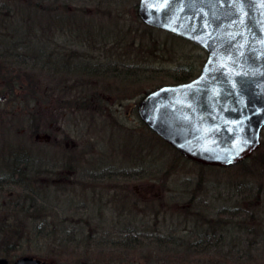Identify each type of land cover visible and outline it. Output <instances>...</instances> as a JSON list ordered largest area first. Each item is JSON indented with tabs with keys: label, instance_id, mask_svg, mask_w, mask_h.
I'll return each mask as SVG.
<instances>
[{
	"label": "rangeland",
	"instance_id": "obj_1",
	"mask_svg": "<svg viewBox=\"0 0 264 264\" xmlns=\"http://www.w3.org/2000/svg\"><path fill=\"white\" fill-rule=\"evenodd\" d=\"M81 1L75 4L94 17L99 0H85L88 5ZM122 2L118 12L128 14L125 21L130 23L138 0ZM23 3H9L13 13L5 24L13 30L0 28V51L9 57L3 60L7 63L0 62L2 67L15 71L21 67L12 74H19L18 78L0 71V254L10 251L15 258L32 256L52 264H264V138L237 165L203 166L163 143L133 108L143 91L173 84L172 76L181 73L180 64L198 66L197 75L206 58L204 50L156 28L151 32L134 28L138 40L129 47H113L106 40L105 46H99L102 54H124L130 80L107 77L98 87L104 100L83 103L76 96L91 87H83L87 79H78L77 72L53 80L45 70L30 71V63L29 69L22 68L29 62L25 56L15 57L24 54L14 49L17 45L35 44L25 30L45 27L38 13L21 11L26 7ZM98 8L104 12L94 23L110 29L115 12ZM52 29L45 50L58 52L72 37H60L59 32L54 37L58 28ZM17 60L21 66L10 62ZM7 80L13 93L7 91ZM44 134L51 139H35ZM56 138L62 141L59 149ZM52 163L63 166L57 185L44 180L49 176L44 166ZM103 168L139 173L130 172L126 180L110 179L99 176ZM93 170L94 179L89 176ZM9 179L22 188L6 185ZM99 201L110 204L103 213L105 221H99ZM117 202L125 206L121 221H113L117 219L113 211L119 209L111 208V203ZM136 203L140 211L133 208ZM259 216L261 221L257 219L254 227ZM196 217L214 229L195 224ZM123 224L131 225L135 234H117L115 229L124 228ZM199 235L206 244L203 252L190 246Z\"/></svg>",
	"mask_w": 264,
	"mask_h": 264
},
{
	"label": "water",
	"instance_id": "obj_2",
	"mask_svg": "<svg viewBox=\"0 0 264 264\" xmlns=\"http://www.w3.org/2000/svg\"><path fill=\"white\" fill-rule=\"evenodd\" d=\"M136 13L206 52L195 77L142 96V122L203 166L225 168L251 156L264 128V0H138ZM15 264L45 263L24 256Z\"/></svg>",
	"mask_w": 264,
	"mask_h": 264
},
{
	"label": "trees",
	"instance_id": "obj_3",
	"mask_svg": "<svg viewBox=\"0 0 264 264\" xmlns=\"http://www.w3.org/2000/svg\"><path fill=\"white\" fill-rule=\"evenodd\" d=\"M84 1L85 0H82L81 2L83 3ZM121 3H123L122 0H99V1L95 2V4H94L95 7H97L94 9V11H95V13L93 14L94 17L91 16L92 13L86 14L87 12L85 11V9L80 8L79 9V16L76 19H74L75 22L74 21L73 22H67L68 24L65 26L56 27V28H58V30L53 34L54 37L58 32L60 34V37H62V35L72 37V40L69 43H67V45L65 44L66 46L64 45L65 47L63 46L62 50H59L62 52H59V51L56 52L55 51L56 52L55 53L54 50L51 52H50V50L46 51L47 45L45 43L46 42L45 38H47V32H49V30H53L52 26H49L47 28H44L43 26H41V28L39 27L38 30L36 28L33 29L34 27L31 29L25 30L26 36L27 35H29V37H30V35L34 36L31 39L35 44L31 45V43H30L29 45H26V44L25 45H17L14 49L15 50L22 49L24 54L23 53L15 54V57L16 56H25L23 58H25L26 61L29 60V62L27 65H24L22 68L29 69L27 67L30 63V65H31L30 71L33 72V71H44L45 70V72L53 80L55 77H57L56 75H59V77L60 76H62V77L68 76V75L76 76L75 72H77L78 79H81V78L87 79V81H86V83H84V85L81 82L83 87L86 88V86H90L91 90L88 92H83L80 90V92H78L76 98H79V100L83 101V103H85V102L89 103L91 101L102 102L104 100L102 93H104V92L101 91L100 88H98L99 84L102 83V81H105V79L107 77L114 78L115 80H121L123 82L128 83V81L130 80V76H129V74H127V71H126L127 69H125V68L127 67V65H130V64H127L128 60L126 61V59L122 58L124 54L119 55V56H116L115 54H111V55H109V57H107V54H105V55H104V53L102 54L99 46L100 45L105 46V44H107L108 41H111V43H109V44H112L111 46H113V47H115V45H118V44H120V45L122 44L123 47L125 45H127V47H129V46H132L133 44H135V41L138 40L137 35L133 31L134 28H138V29L141 28V30H144V31L147 30L148 32L149 31L151 32L154 29V28H151V27L143 24L140 21V19L138 18L137 14L135 13L136 11L133 13L134 17L131 18L130 23L125 21V19H126L125 17H128V14H126L125 12H122V13L118 12V10H119L118 8H120L119 6H122ZM85 5H88L87 2ZM124 5L126 6V4H124ZM100 6L106 7L107 13H111V12L114 13L115 12L114 16H116V17L112 21L113 24L111 25L110 29H106L107 27H103L101 25V23H94V21H93V19L94 20L96 19L97 15H99L101 12H104V11L99 10L98 7H100ZM133 8L135 10V6H133ZM126 9L128 10V8H126ZM33 14H35V13H33ZM38 14L40 15L39 11H38ZM87 16H89V17L86 18ZM28 18L29 17L24 18V19H26L25 22H27ZM28 22H30V20H28ZM33 23L36 24L38 22H33ZM74 23H76V25ZM0 28L1 29L2 28L3 29L8 28L9 30L11 29V31L13 30L11 27H0ZM38 31L41 32V36L39 34L37 35ZM132 32H133V34H132ZM37 38L40 39V41L42 43L38 44L37 43L38 40H36ZM58 38H59V35H58ZM140 38H142V36ZM106 40H107V42H106ZM119 41H120V43H118ZM121 41H123V42L128 41V43L125 44V43H122ZM91 44L92 45L95 44L93 50L89 49V46H91ZM27 49H28V51H27ZM47 52H48V54H47ZM111 52H113V51H111ZM92 53L94 55H92ZM61 55H62V57H61ZM10 56H14V55L12 54ZM110 56H113V58ZM8 58H9L8 54L6 55L4 52L0 51V62H6L3 60L8 59ZM10 60H14V58L10 59ZM10 62L12 64H14V63L18 64V65L22 64L21 62H18V60L16 62H13V61H10ZM111 63H114V64H111ZM2 65L3 64L0 63V67H1L0 71L3 74L6 73L5 77H17L18 78V76H20L19 74L12 75L15 70L14 69L11 70V68H8V67L3 68ZM47 65H48V67H47ZM70 67L72 69H69ZM79 67H80V70H79ZM118 67H122V68L118 70ZM132 67L133 66H131L129 68H132ZM18 68L20 69L21 67L18 66ZM84 68L86 69V71L84 70ZM19 69L16 70L15 72L16 73L20 72ZM198 69H199L198 66L191 68V67H187L185 65L180 64L177 67V71H179V72L181 71V73L178 75L172 76V80L174 82L173 84L186 82V81L190 80L191 78L196 76ZM109 72H111V73L108 74ZM119 72H121V74H118ZM71 76H70V78H71ZM59 77H58V79H59ZM8 82H10V80H7L5 82V83H7L6 84L7 91L9 93H13L14 86L12 84L9 85ZM34 82L36 83V81H34ZM66 82L67 81L65 80V83ZM87 84H89V85H87ZM32 86H35V84H33ZM148 92H150V91L145 90L142 92V94H146ZM121 98H122V96H121ZM260 133H261V137L263 139L264 138V128H263L262 132H260ZM15 174L16 173L12 174V176ZM16 182H17V184H16ZM5 183H6V185L7 184L12 185V187H15V186L21 187L18 184L19 183L18 181H14V180L12 181L11 179H9L8 181L6 180ZM27 197H30L31 199L34 198L33 196H28V195H27ZM260 218H261L260 216L256 217L254 227H256V225H258L256 222H257V219L259 220ZM259 221H261V220H259ZM254 227H252V228L255 229ZM241 228H242V226H241ZM257 231H262V230L260 229ZM255 234L258 235L257 233H255ZM261 237H263V235ZM151 243H152V241H151ZM190 246L192 247L193 245H190ZM237 246H238V248H240V244H238Z\"/></svg>",
	"mask_w": 264,
	"mask_h": 264
},
{
	"label": "flooded vegetation",
	"instance_id": "obj_4",
	"mask_svg": "<svg viewBox=\"0 0 264 264\" xmlns=\"http://www.w3.org/2000/svg\"><path fill=\"white\" fill-rule=\"evenodd\" d=\"M26 0H24V3L26 5L25 8H23L22 10L19 8V10L23 11L25 14H29L31 13H38L40 12V18L43 19V23H45V27L47 28L49 26L52 27H61L62 25L65 26L68 23L67 22H73L74 19H76L79 16V6H77L75 3V0H27V4L25 3ZM13 2V0H0V27H11V26H7L5 24V19L10 18V16L13 13V8L10 7V4ZM22 5V4H20ZM136 13V12H135ZM137 14V13H136ZM21 17L19 16V19ZM72 20V21H71ZM75 22V21H74ZM76 25V23H74ZM138 104V103H137ZM137 107V105H136ZM133 107V108H136ZM136 114L138 116L137 113V108H136ZM139 118V116H138ZM139 120L142 122V120L139 118ZM142 124H144L142 122ZM47 135V138H44L43 140H49L51 139V136L48 134H44ZM61 139H54V145L58 147V149L61 147ZM143 159V157H142ZM143 160H141V164H142ZM61 167L63 166H59V164H55L52 163L50 166L49 165H45L44 166V173L49 175V176H53V177H46L45 183H55V185H57L59 183V173H58V169H61ZM126 169H121V170H114V169H101V172H103V174L99 175L100 177H108L110 179H114L115 176L118 178H124V180L127 179L128 175L130 172H133L134 174L139 173V171H136L135 169L132 171L126 170ZM49 171L51 172L49 174ZM95 170H93L91 173H93L92 175L89 174L90 178L92 177L93 179L96 177L95 174ZM55 177V178H54ZM121 182V181H120ZM114 183V182H113ZM114 188V187H111ZM117 188L119 189H123L122 185H119ZM97 204L96 210L100 215V219L99 221H105V217L104 219H102V217L104 216L103 213L106 212V210L110 209V204L108 203H101L100 201ZM120 203H111V208L115 209L118 208L119 212H117V210L113 211V214L116 215L117 219H113V221H121L120 218H123L124 215L122 214L123 210L125 209V206H119ZM109 206V207H108ZM94 207V206H93ZM86 208V207H85ZM136 210L138 209V203L135 204V206L133 207ZM121 209V211H120ZM140 211V210H139ZM116 212V213H115ZM124 221V220H123ZM124 228H117L115 229V232H117V234H121L126 232V228H125V224H123ZM111 232V233H110ZM108 233H110V235L116 234L114 233V231H108ZM10 251H7V253L5 254H0V259H5L6 264H15L16 260L20 257H16L15 256H11L9 255ZM24 257V256H22ZM40 259V258H39ZM45 264H52L51 262H46L44 260H42ZM95 264H99V263H95Z\"/></svg>",
	"mask_w": 264,
	"mask_h": 264
},
{
	"label": "bare ground",
	"instance_id": "obj_5",
	"mask_svg": "<svg viewBox=\"0 0 264 264\" xmlns=\"http://www.w3.org/2000/svg\"><path fill=\"white\" fill-rule=\"evenodd\" d=\"M196 219H197L198 222L196 223V220H194L195 221V224L198 225L201 222L202 223L201 225L203 227L206 224V228H204V229H207V230H213L214 229V227H210L208 225V223H207L208 221L207 220H204V219L201 220L202 218H199V217H196ZM127 226L128 225L125 224V228L127 229L125 233L129 232L131 234H133V233L135 234V231L133 230V228H131L132 226L129 225V228ZM191 245H193L191 248H195V250H196L195 252H201V251H203L204 247H206V244H205V242L202 241V238H201L200 235L197 236L196 238L194 237V239L191 241Z\"/></svg>",
	"mask_w": 264,
	"mask_h": 264
}]
</instances>
